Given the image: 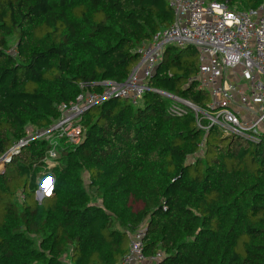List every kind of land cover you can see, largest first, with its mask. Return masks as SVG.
I'll list each match as a JSON object with an SVG mask.
<instances>
[{"label": "trees", "instance_id": "obj_1", "mask_svg": "<svg viewBox=\"0 0 264 264\" xmlns=\"http://www.w3.org/2000/svg\"><path fill=\"white\" fill-rule=\"evenodd\" d=\"M229 1L256 9L263 0ZM173 20L168 0H0V159L28 129H50L61 105L101 93V81L124 82L138 47ZM198 65L196 47L169 46L139 104L113 97L85 111L82 139L58 146L41 200L49 143L10 154L0 264H120L141 227L145 255L163 253L158 264H264V136L205 134L193 110L171 115L172 100L154 91L206 110L208 91L190 81Z\"/></svg>", "mask_w": 264, "mask_h": 264}, {"label": "built area", "instance_id": "obj_2", "mask_svg": "<svg viewBox=\"0 0 264 264\" xmlns=\"http://www.w3.org/2000/svg\"><path fill=\"white\" fill-rule=\"evenodd\" d=\"M174 20L154 34L150 42L138 47L140 60L122 83L104 80L101 93L85 91L74 102L60 106L61 117L50 128L67 126V140L79 143L84 133L82 114L107 99L120 97L132 104L140 103L149 80L169 46L198 50V72L194 80L208 91L206 110L165 91L172 100L168 111L181 116L187 108L194 111L198 126L206 133L216 128L222 136H237L259 143L264 136V0L256 9H241L229 0H168ZM31 132V133H30ZM30 129L27 134L42 135ZM32 137L16 144L0 159V172L10 154L27 144ZM203 143L201 144V147ZM48 150L46 164L55 155ZM49 160V161H48ZM49 165V164H48ZM129 249L120 264H158L163 253L152 257L144 253L145 228L129 232Z\"/></svg>", "mask_w": 264, "mask_h": 264}, {"label": "rangeland", "instance_id": "obj_3", "mask_svg": "<svg viewBox=\"0 0 264 264\" xmlns=\"http://www.w3.org/2000/svg\"><path fill=\"white\" fill-rule=\"evenodd\" d=\"M122 99V98H121ZM31 133V132H30ZM29 137H32L33 139H44L46 140L50 147L53 148L52 153H55V155L50 159L49 163L46 164V166L43 167L39 172H37V182L38 186L36 189V198L38 200H41L42 197L49 195L53 190V178L47 177L48 173L54 168V166L58 162V158L60 157V152L58 150V146L62 145L65 146L66 144L70 143L67 140V126L62 125L59 127H56L54 129H48L47 133L42 135H31L29 134ZM197 157L192 156L189 160L193 161ZM49 164V165H48ZM47 175V176H46ZM131 204L133 205L134 210H139L143 207L142 202L140 201H133L131 200Z\"/></svg>", "mask_w": 264, "mask_h": 264}, {"label": "water", "instance_id": "obj_4", "mask_svg": "<svg viewBox=\"0 0 264 264\" xmlns=\"http://www.w3.org/2000/svg\"><path fill=\"white\" fill-rule=\"evenodd\" d=\"M43 198V197H42Z\"/></svg>", "mask_w": 264, "mask_h": 264}]
</instances>
